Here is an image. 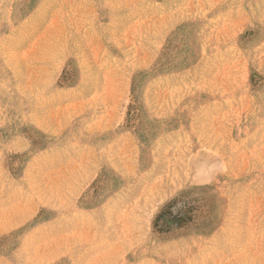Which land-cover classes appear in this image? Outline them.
Here are the masks:
<instances>
[{"label": "rangeland", "instance_id": "rangeland-1", "mask_svg": "<svg viewBox=\"0 0 264 264\" xmlns=\"http://www.w3.org/2000/svg\"><path fill=\"white\" fill-rule=\"evenodd\" d=\"M0 264H264V0H0Z\"/></svg>", "mask_w": 264, "mask_h": 264}]
</instances>
